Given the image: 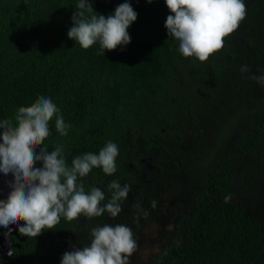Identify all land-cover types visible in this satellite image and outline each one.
<instances>
[{
  "label": "trees",
  "instance_id": "obj_1",
  "mask_svg": "<svg viewBox=\"0 0 264 264\" xmlns=\"http://www.w3.org/2000/svg\"><path fill=\"white\" fill-rule=\"evenodd\" d=\"M88 2L105 17L131 4L128 45L101 55L70 40L79 0H0V120L49 97L71 127L61 136L54 116L48 142L71 153L166 125L205 130L180 242L157 264H264V85L250 78L264 75V0H244L245 19L204 62L168 37L164 0Z\"/></svg>",
  "mask_w": 264,
  "mask_h": 264
},
{
  "label": "clouds",
  "instance_id": "obj_2",
  "mask_svg": "<svg viewBox=\"0 0 264 264\" xmlns=\"http://www.w3.org/2000/svg\"><path fill=\"white\" fill-rule=\"evenodd\" d=\"M164 2L171 13L165 22L168 37L179 42V52L184 57L194 56L201 62L223 48L224 38L237 30L246 16L244 0ZM76 7L79 11L73 12L67 36L82 49L98 43L101 49L98 54L102 55L105 49L112 51L130 43L127 30L137 19L130 3L118 5L107 17L96 13L88 0H79ZM240 70L250 71L247 65H242ZM250 78L264 85V75ZM54 116L56 131L67 136L71 125L65 123L51 98L45 96L38 97L31 106L19 107L15 124L8 119L0 120V173H11L14 178L9 183L7 199L0 200V227L16 226L27 237L52 230L61 217L73 221L81 215L92 218L107 212L115 218L122 211L120 202L130 192L129 185L111 181L108 184L111 199L102 206L103 190L93 187L86 191L79 181L94 168H101L108 176L116 172L118 146L109 141L98 154L77 156L69 165L62 146L51 151L43 146L50 136L49 123ZM37 148H40L38 153ZM38 163L42 167H36ZM90 235L89 245L65 252L60 264H130V257L138 247L127 225L105 224L91 229Z\"/></svg>",
  "mask_w": 264,
  "mask_h": 264
},
{
  "label": "flooded vegetation",
  "instance_id": "obj_3",
  "mask_svg": "<svg viewBox=\"0 0 264 264\" xmlns=\"http://www.w3.org/2000/svg\"><path fill=\"white\" fill-rule=\"evenodd\" d=\"M179 133L176 135L172 125H166L159 132L140 136L136 141L121 136L115 143L119 150L116 172L108 176L101 168H94L79 181L86 191L93 187L104 191L102 206L111 199L108 188L111 181L129 185L127 198L120 202L121 213L115 218L107 212L92 218L81 215L73 221L61 217L55 228L45 229L37 237L24 236L16 226L0 227V264H60L65 252L89 245L91 229L105 224H123L132 229L138 247L130 257V264H157L180 242L178 234L189 215L193 198L191 178L209 141L205 130L191 129L194 136ZM97 142L94 140V147L77 153L63 147L68 164L85 153L98 154L105 145ZM43 146L51 151L60 145L58 142L56 146L50 145L46 139ZM39 150L36 149L37 153ZM36 167L42 165L38 163ZM13 179L11 173H0V200L7 199Z\"/></svg>",
  "mask_w": 264,
  "mask_h": 264
},
{
  "label": "rangeland",
  "instance_id": "obj_4",
  "mask_svg": "<svg viewBox=\"0 0 264 264\" xmlns=\"http://www.w3.org/2000/svg\"><path fill=\"white\" fill-rule=\"evenodd\" d=\"M142 262V259H140V263Z\"/></svg>",
  "mask_w": 264,
  "mask_h": 264
}]
</instances>
